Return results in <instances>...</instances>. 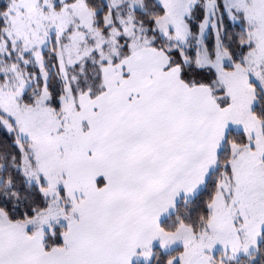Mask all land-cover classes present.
Here are the masks:
<instances>
[{
    "label": "snow or ice",
    "instance_id": "snow-or-ice-1",
    "mask_svg": "<svg viewBox=\"0 0 264 264\" xmlns=\"http://www.w3.org/2000/svg\"><path fill=\"white\" fill-rule=\"evenodd\" d=\"M0 264H264V0H0Z\"/></svg>",
    "mask_w": 264,
    "mask_h": 264
}]
</instances>
